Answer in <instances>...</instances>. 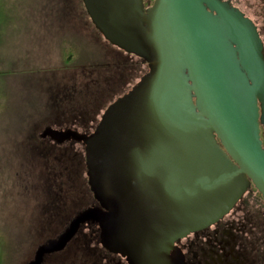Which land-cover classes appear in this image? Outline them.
<instances>
[{"label": "water", "instance_id": "1", "mask_svg": "<svg viewBox=\"0 0 264 264\" xmlns=\"http://www.w3.org/2000/svg\"><path fill=\"white\" fill-rule=\"evenodd\" d=\"M90 22L147 72L83 145L95 206L74 216L26 264L63 251L83 224L127 264H185L175 243L214 224L253 186L264 200V56L256 26L228 0H82Z\"/></svg>", "mask_w": 264, "mask_h": 264}, {"label": "rangeland", "instance_id": "2", "mask_svg": "<svg viewBox=\"0 0 264 264\" xmlns=\"http://www.w3.org/2000/svg\"><path fill=\"white\" fill-rule=\"evenodd\" d=\"M62 1L5 0L4 11L0 5V264H26L37 246L60 234L74 214L89 207L88 201L91 202V195H87L86 202L81 196L86 181L82 177L83 148L77 143L56 145L41 139V148L49 153L48 166H52L56 179L63 185V205L55 207V196L47 188L51 180L45 167L34 166L33 155L27 153L31 151L30 129H35L37 135L48 126L84 131L97 123L108 103L138 79L134 77L132 82L124 84L120 77L127 71L123 62L128 67L132 61L125 60L122 53L94 32L83 16L79 0L63 5L67 18L56 13L55 7L62 5ZM247 2L255 5L256 0ZM244 9L248 16L259 19L254 15L253 6ZM70 40L80 50H74L68 58ZM92 57L93 63L99 62L102 66L108 63L111 70V74L97 73L98 83L94 80V71L91 73L92 69L87 68L92 66L87 61ZM65 59L70 61L67 63ZM119 62L122 64L118 66ZM102 66L93 68L103 70ZM62 83L67 89L74 85L73 93L69 91L73 99L63 100L60 94L66 95L68 90H59L52 100L59 109L50 112L51 99L45 88L48 84L61 86ZM48 203L54 206L49 209L50 216L42 211ZM62 212L66 218L59 223L64 219ZM83 234H87L86 229ZM81 236L86 242V235ZM73 242L58 256L47 257L45 263L60 258L58 264H86L84 249L80 251Z\"/></svg>", "mask_w": 264, "mask_h": 264}, {"label": "flooded vegetation", "instance_id": "3", "mask_svg": "<svg viewBox=\"0 0 264 264\" xmlns=\"http://www.w3.org/2000/svg\"><path fill=\"white\" fill-rule=\"evenodd\" d=\"M228 1H230L233 7L240 10L244 16L248 17L256 26L259 38L262 43V53L264 56V0H256V2H254L255 5H251L247 2V0ZM251 6L256 9V14L254 13V15L259 18L258 20L260 23L257 19H254L246 14L244 7L251 8ZM83 16L84 18L86 17V19L90 22L87 14H84V11ZM94 32L96 31L94 30ZM96 34L99 36L97 32ZM120 53L124 55L123 57L125 60L128 58L132 61L128 63V67L126 66V62H123V67H125L127 71H125L126 74L124 76L120 77H123L122 79L125 81L124 84H126L127 81H131L132 78L138 77V79L133 82L132 85L130 83L128 87H125L122 92L119 93L123 94L127 92L139 80V78L147 72L148 68L147 64L142 59L125 54L123 52ZM92 59L94 58L92 57L87 59V61L91 63ZM120 63L121 62L118 63V66ZM91 65L92 66H88L87 68H91L92 70L88 69L87 71L91 70V73L94 71V80L97 83V73L105 74L107 71L109 74H111V70L108 69V63L102 66V64L99 62H92ZM96 65L102 66L100 69L103 70H96V68H93ZM114 67L117 66L114 64ZM118 79L120 78L118 77ZM100 80L103 81L104 79L102 80L101 78ZM71 99H73V97L70 96L69 100ZM94 125L95 124L91 125L83 132L87 133L89 130L93 129ZM259 128L260 140L262 147L264 148V120L260 124ZM59 189H63L62 183L60 184ZM83 190L85 191H82L81 196L84 199V202H86L88 200L87 195H91L86 183L84 184ZM89 199H91V202L88 201L90 204L89 207L95 206L96 203L93 201L92 196ZM77 213H75L74 216ZM62 214L63 216L61 218L66 216L63 212ZM65 218L66 217L58 222L60 223L64 221ZM84 229L87 230V234H83ZM98 234L99 230L96 225L83 224L80 226L77 234L71 240V242L74 241L73 245L79 247L80 251L84 249L83 252L87 257L86 264H127L125 260L119 255L111 254L100 246ZM81 235H86L87 244L83 239L84 237L82 239L79 238ZM68 245L63 251L70 247H68ZM175 246L182 254L185 264H264V200L256 191V189H254L253 186H250L239 199V201L233 206V208L220 220L203 230L190 233L187 236L179 239L175 243ZM54 256H58V254H55ZM46 259L47 257L45 260ZM45 260L43 264H46ZM59 262H61V259L57 258L50 260L48 264H58Z\"/></svg>", "mask_w": 264, "mask_h": 264}, {"label": "trees", "instance_id": "4", "mask_svg": "<svg viewBox=\"0 0 264 264\" xmlns=\"http://www.w3.org/2000/svg\"><path fill=\"white\" fill-rule=\"evenodd\" d=\"M68 1H71V0H64V1H62V5H57V7H55V12L56 13H58L62 18H67V15H66V8H64L63 7V5L65 4H67V2ZM151 1L152 0H145V4L146 5H149L150 3H151ZM79 2H80V4L82 5V3H81V0H79ZM4 4H5V0H4V2L2 1V3H1V1H0V5H1V10H3L4 11ZM83 7V6H82ZM59 10H61V12L59 13ZM65 11V12H64ZM83 11H84V14H85V10H84V8H83ZM70 42V48H69V52L70 53H67L66 54V56H68V58L70 57V56H72V53H73V51L74 50H76V49H79L80 50V48H78L77 46H72L71 44H72V41L70 40L69 41ZM68 42V43H69ZM69 47V46H68ZM72 47H74L75 49H73ZM94 53L96 54V51H94ZM88 59H90V58H88ZM65 62H69L70 60H68V61H66V59L64 60ZM66 64V63H65ZM66 67H67V65H65ZM86 66V65H85ZM87 67V66H86ZM59 84H57V85H53V84H48L47 85V88H45L46 89V91H47V94L49 95V98L51 99L49 102H48V104H49V106H48V108H49V111L50 112H52V110L53 109H55L54 111H56L57 109H59V106L58 105H54V102H52V100H54V99H56V98H54V97H57L58 95V92H59V90L61 91V92H65V91H67L68 90V92H67V94L65 95L64 93H61L60 94V97L63 99V100H69V97L71 96V97H73V95H72V93H73V91H74V85H71L70 87H68V89L64 86V83H62V85L60 86H58ZM52 88H54V90H52ZM57 89V92H56V89ZM51 90H52V92H51ZM69 91H71L72 93H70ZM53 93V94H52ZM48 101V100H47ZM30 131H31V134L29 135V137H28V143L30 144V149H31V151H27V153H31L33 156H31L32 157V164L34 165V166H38V165H42V166H44L45 167V169H46V172H47V174H48V176H49V180H51V183H49V186L47 187L50 191H51V193L55 196V197H53V203H54V205H55V207L58 209L59 207V205H60V203H62V199L61 198H63V191L61 190V189H59V187H60V184H61V181H60V179L58 180V179H56L57 178V175L53 172V168H52V166L51 167H49L48 165H49V153H47V152H45L44 153V151H46V150H43L42 148H41V144L43 143L42 141H41V139L39 138V136L35 133V129H30ZM28 144V145H29ZM25 145H27V143L25 144ZM43 150V151H42ZM53 152H55V150L53 151ZM81 157V156H80ZM79 167V169H80V166H78ZM82 169H85L84 168V166H82ZM81 169V170H82ZM55 171V170H54ZM81 172V171H80ZM82 173V172H81ZM85 176V170H84V175L82 176L83 178H85L84 177ZM85 183H86V181H85ZM57 186H58V189H57ZM62 205H63V203H62ZM47 207V208H46ZM51 207H54L53 205H51L50 203H48L46 206H44L43 208H42V211H43V214H46V216H50L51 214H50V212H49V209L51 208ZM52 213V212H51ZM0 261H1V257H0Z\"/></svg>", "mask_w": 264, "mask_h": 264}]
</instances>
